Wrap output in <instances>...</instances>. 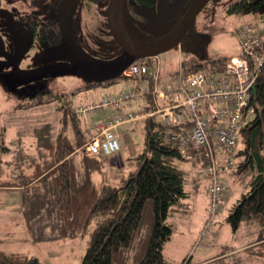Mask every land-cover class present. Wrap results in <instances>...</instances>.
I'll return each mask as SVG.
<instances>
[{"label":"trees","instance_id":"1","mask_svg":"<svg viewBox=\"0 0 264 264\" xmlns=\"http://www.w3.org/2000/svg\"><path fill=\"white\" fill-rule=\"evenodd\" d=\"M24 1L37 6L41 0ZM69 1L49 0L52 13L45 18L37 9L20 16L34 43L61 48L68 40L69 27L78 29V22L85 30L111 34L107 21L110 0H81L79 13L67 19L62 4ZM191 2L124 0V25L136 41L157 42L176 27ZM262 8L264 0H230L227 12H257ZM58 11L67 25L66 37ZM147 58V62L155 63L152 57ZM229 58L194 63L187 69L221 72ZM119 77L129 76L123 72ZM117 78L92 79L86 88L112 84ZM48 94L54 99L57 95L51 88L41 87L25 93L23 99L30 97L35 103H43ZM57 99L62 101L58 105L61 116L57 123H39L21 131L33 140L34 158L29 159L26 152L19 151L15 160L20 174L12 180L0 177V187H19L23 192V223L25 231L31 234L29 238L39 241L83 236L95 223L80 264H174L163 252L172 235V226L166 220L179 201L189 195L186 183L190 172L183 163H199L200 167L204 163L200 159H184L167 138L168 125L152 117L145 120L144 149L137 156L138 169L122 177L118 184L97 181L94 173L102 170L104 160L101 155L76 152L86 139L83 120L65 94L59 93ZM253 102L256 116L240 132L234 170L236 179L245 182L248 189L234 203L227 221L235 231L242 223L256 225L253 231H257V243L248 249L256 248L264 257V67L257 79ZM0 264L43 263L39 257L0 248Z\"/></svg>","mask_w":264,"mask_h":264},{"label":"rangeland","instance_id":"2","mask_svg":"<svg viewBox=\"0 0 264 264\" xmlns=\"http://www.w3.org/2000/svg\"><path fill=\"white\" fill-rule=\"evenodd\" d=\"M24 2L0 0V177L10 180L21 172L15 160L19 151L26 152L29 159L34 158L33 140L21 131L39 123H57L61 116L58 105L62 102L57 99L59 93L65 94L75 108L78 104L98 102L104 95L130 90L136 83L134 78L118 77L112 84L86 88L93 78L75 65L95 74L109 72L127 58L126 51L111 34L85 30L79 22L78 29L69 27L64 46L42 47L32 41L29 29L19 18L36 9L43 17L49 16V0H41L37 6ZM229 2L210 0L197 15L193 29L176 47L152 57L155 63H160L164 80L194 63L239 55L241 46L236 28L242 23H251L264 40V8L257 12L228 13ZM80 7L81 0H70L62 4V12L67 19L72 18ZM74 31L78 34L74 35ZM41 87L51 88L56 98L51 93L45 95L43 103H35L30 97L23 99L25 93ZM19 103L24 104L18 107ZM137 106L138 102L123 104L120 108L104 106L91 120ZM118 130L121 162L117 157L112 160L115 154L101 155L104 165L94 173L97 181L118 184L122 177L138 169L137 156L144 149L145 120L125 123ZM83 144L76 150L80 155L86 154L81 150ZM234 177V173L225 174L221 207L203 234L209 216V181L204 167L190 173L186 183L189 195L179 201L166 220L172 226L171 238L163 250L167 260L174 264L185 261L188 264H264L263 254L245 246L258 238L257 231H253L256 225L242 223L235 231L227 221L234 203L248 189L245 182ZM23 203L19 187H0V239H4L0 247L7 252L39 257L43 264H80L95 223L83 236L34 241L24 228Z\"/></svg>","mask_w":264,"mask_h":264},{"label":"built area","instance_id":"3","mask_svg":"<svg viewBox=\"0 0 264 264\" xmlns=\"http://www.w3.org/2000/svg\"><path fill=\"white\" fill-rule=\"evenodd\" d=\"M236 35L241 53L230 57L221 72L182 69L164 80L159 62L139 59L124 71L136 80L134 88L75 107L86 136L81 150L89 155H116L121 149L118 128L125 123L163 120L169 127L168 140L182 157L204 163L209 216L203 234L221 207L225 174L236 169L240 132L256 116L253 86L264 67V40L251 23L237 26ZM134 102L135 108L90 120L104 106L120 108Z\"/></svg>","mask_w":264,"mask_h":264},{"label":"water","instance_id":"4","mask_svg":"<svg viewBox=\"0 0 264 264\" xmlns=\"http://www.w3.org/2000/svg\"><path fill=\"white\" fill-rule=\"evenodd\" d=\"M123 2L124 0L109 1L107 8V21L111 35L119 43V45L126 51V53L128 54L127 58L117 68L101 74L88 72L84 67L75 65L80 71L90 75L91 78L93 79L105 81L119 77L132 62L147 57L158 56L159 54L176 47L190 31L192 25L195 23L197 15L210 2V0H192L183 18L176 25V27L161 40L151 44H143L146 47H142L132 42L121 32L118 25V14L120 13V11L123 10ZM60 19H61V27H62L63 35L64 37H66V22L65 19L62 17V15H60ZM122 22L124 24L123 11H122ZM253 93L254 95H256V84L253 86ZM113 159L114 156L112 157V160Z\"/></svg>","mask_w":264,"mask_h":264},{"label":"crops","instance_id":"5","mask_svg":"<svg viewBox=\"0 0 264 264\" xmlns=\"http://www.w3.org/2000/svg\"><path fill=\"white\" fill-rule=\"evenodd\" d=\"M137 83V82H136ZM136 83H135V85H136ZM100 111V110H99ZM113 114V113H112ZM111 114V115H112ZM93 116V115H92ZM91 116V117H92ZM109 116V115H108ZM104 118V117H103ZM102 119V118H101ZM90 120H91V118H90ZM96 120H98V119H96ZM119 131V130H118ZM114 157H117L118 159H119V161H120V157H121V155L120 154H116ZM114 161V160H113ZM121 162V161H120ZM186 163H187V165H186ZM200 165H199V163L197 164H195L194 162H184V168H186L190 173H194V171H195V169L196 168H198V169H200V167H199ZM14 188V187H13ZM21 189V188H20ZM186 207V206H185ZM206 221V220H205ZM194 235L196 236V233H194ZM0 242H2V241H0ZM256 243V241H253V242H251L250 244H248V245H245L246 246V248H249V246H251V245H253V244H255ZM0 245H1V243H0ZM248 246V247H247ZM1 248V247H0ZM1 249H3V248H1ZM5 250V249H4Z\"/></svg>","mask_w":264,"mask_h":264},{"label":"bare ground","instance_id":"6","mask_svg":"<svg viewBox=\"0 0 264 264\" xmlns=\"http://www.w3.org/2000/svg\"><path fill=\"white\" fill-rule=\"evenodd\" d=\"M118 25H119V28L121 30V32L127 37L129 38L132 42L142 46V47H146L145 45L135 41L130 35L129 33L127 32L126 28L124 27V24L122 22V11H120V13L118 14Z\"/></svg>","mask_w":264,"mask_h":264},{"label":"flooded vegetation","instance_id":"7","mask_svg":"<svg viewBox=\"0 0 264 264\" xmlns=\"http://www.w3.org/2000/svg\"><path fill=\"white\" fill-rule=\"evenodd\" d=\"M23 2H24V0H22ZM25 3V2H24ZM33 11H35V10H33ZM32 11H29V12H25V13H31ZM25 13H23V15L25 14ZM51 13H52V10H51ZM51 15V14H50ZM58 15H59V18H60V15H62V17L64 18V16H63V14L60 12V11H58ZM45 18V17H44ZM61 20V19H60ZM127 30V29H126ZM66 33H67V25H66ZM129 33V32H128ZM67 35V34H66Z\"/></svg>","mask_w":264,"mask_h":264}]
</instances>
